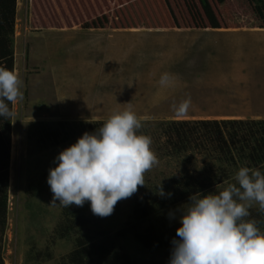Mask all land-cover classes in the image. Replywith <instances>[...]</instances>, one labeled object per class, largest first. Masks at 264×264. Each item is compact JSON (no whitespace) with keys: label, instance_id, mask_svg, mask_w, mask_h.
I'll list each match as a JSON object with an SVG mask.
<instances>
[{"label":"rangeland","instance_id":"obj_1","mask_svg":"<svg viewBox=\"0 0 264 264\" xmlns=\"http://www.w3.org/2000/svg\"><path fill=\"white\" fill-rule=\"evenodd\" d=\"M194 1L204 28L190 18L183 0H17L14 61L24 99L11 104L4 264L65 262L78 235L60 239L54 232L66 208L51 205L49 169L62 150L129 102L142 122L138 134L152 139L158 165L145 173V186L119 201L109 217L94 215L90 202L68 208L85 222L77 232L114 245L102 264H169L189 201H177L142 223L132 219V206L182 174H211L212 162L205 151L192 150L193 144L188 153L173 156L168 125L264 121V13L255 7L264 0H206L212 12ZM165 73L169 87L159 84ZM187 99L188 113L176 115L173 106ZM227 182L204 194L219 193ZM133 225L155 227L166 244L143 248Z\"/></svg>","mask_w":264,"mask_h":264},{"label":"clouds","instance_id":"obj_2","mask_svg":"<svg viewBox=\"0 0 264 264\" xmlns=\"http://www.w3.org/2000/svg\"><path fill=\"white\" fill-rule=\"evenodd\" d=\"M159 84L169 87L170 75L163 74ZM22 86L18 72L0 66V118L14 115L10 104L23 101ZM128 105L54 158L56 167L47 177L51 205L82 207L90 202L92 213L105 218L119 201L145 186V173L159 161L151 137L138 134L142 122ZM190 107L187 99L173 111L183 116ZM234 179L217 194L192 195L183 206L169 264H264V231L255 220L246 219L254 205L264 210V172L241 167ZM157 194L170 195L161 185Z\"/></svg>","mask_w":264,"mask_h":264},{"label":"trees","instance_id":"obj_3","mask_svg":"<svg viewBox=\"0 0 264 264\" xmlns=\"http://www.w3.org/2000/svg\"><path fill=\"white\" fill-rule=\"evenodd\" d=\"M203 10L212 12L206 0H198ZM190 18L201 22L202 15L194 0H183ZM254 2V1H252ZM17 0H0V66L15 71L14 61V31L17 18ZM264 3L262 4V6ZM261 5L256 4L257 12L263 15ZM11 109V104H10ZM11 118H0V264L1 243L7 224L8 196L7 170L9 166V150L11 141ZM192 125V126H191ZM168 131L172 139V155L179 156L192 150L205 151L212 166L211 174L206 176L185 173L173 178L164 190L170 194L161 197L157 194L158 187H154L145 199H139L132 206L133 220L144 222L152 215L169 208L177 201H189L192 195L204 194L209 187L217 186L222 182L230 183L231 177L241 167L260 169L264 172V121L254 120H204L197 122H171ZM191 126V127H190ZM164 132V133H165ZM192 137V138H190ZM169 138V139H170ZM192 148V147H191ZM186 162L190 158H185ZM247 162V164L245 163ZM246 165V166H245ZM231 184V183H230ZM205 195V194H204ZM63 220L55 229L60 239H66L74 233L77 237L73 242V249L61 264H102L113 253L114 245L109 240L97 242L87 235L77 232L85 226V222L77 212L64 209ZM250 216L246 219L255 220L257 226L264 231V210L249 209ZM131 230L135 240L145 249L156 250L166 244L163 234L155 227L141 229L133 225ZM127 261V260H126Z\"/></svg>","mask_w":264,"mask_h":264}]
</instances>
